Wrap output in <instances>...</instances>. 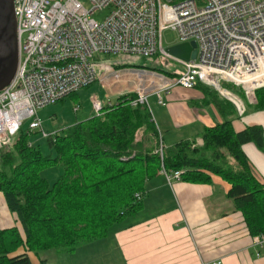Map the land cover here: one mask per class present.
I'll use <instances>...</instances> for the list:
<instances>
[{"label": "trees", "instance_id": "trees-1", "mask_svg": "<svg viewBox=\"0 0 264 264\" xmlns=\"http://www.w3.org/2000/svg\"><path fill=\"white\" fill-rule=\"evenodd\" d=\"M148 60L151 65L143 67L125 57H113L110 63L115 70L146 69L174 77L159 68L158 58ZM197 87L212 94L208 87ZM224 87L245 100L241 89ZM254 95L251 107L264 111V87ZM136 97L120 96L100 116L48 136V155L29 142V128H21L11 148L0 153V192L24 233L23 238L16 227L0 229V264H33L29 253H73L78 246L131 227L127 221L143 210L147 182L162 170L167 175L180 172L179 181L187 184L208 185L211 175L220 178L230 186L227 199L241 213L248 233H264V184L252 174L242 150L250 143L264 149L262 128L247 126L236 132L230 118L235 106L212 98L223 122L205 129L200 141L163 147L161 159L156 153L161 138L149 108L129 104ZM47 168L61 170L51 185L41 176ZM21 248L24 253H18Z\"/></svg>", "mask_w": 264, "mask_h": 264}, {"label": "built area", "instance_id": "built-area-1", "mask_svg": "<svg viewBox=\"0 0 264 264\" xmlns=\"http://www.w3.org/2000/svg\"><path fill=\"white\" fill-rule=\"evenodd\" d=\"M13 4L18 63L9 85L0 90V153L11 148L24 122L43 133L39 110L125 72L110 62H97L99 56L158 58L178 65L181 69L170 72L172 78L146 69L132 73L152 76L147 87L155 90L163 82L185 90L205 85L240 114L245 111L243 102L222 84L242 88L247 96L264 87V0H13ZM103 10L109 11L104 20L92 18ZM168 30L177 34L178 44L195 43L194 59L183 61L166 52L162 36ZM91 102L100 116L104 106L95 98ZM129 104L148 107L147 94L140 92ZM156 153L162 159L161 140ZM160 173L168 181L180 178V172ZM254 244L256 256H262L264 233L254 238Z\"/></svg>", "mask_w": 264, "mask_h": 264}, {"label": "crops", "instance_id": "crops-1", "mask_svg": "<svg viewBox=\"0 0 264 264\" xmlns=\"http://www.w3.org/2000/svg\"><path fill=\"white\" fill-rule=\"evenodd\" d=\"M127 75L135 76L132 71L121 73V76ZM138 76L143 78L142 83L146 87L152 79L148 74ZM175 89L178 87H169L167 82H163L157 90L147 87L136 88L137 92H132L136 95L145 92L147 102L149 97L156 98L157 108L150 113L164 148L184 141H200L205 129L224 120L213 99H225L211 88L209 91L212 94H209L196 86L192 90L181 92L180 97L173 94ZM157 95L162 98L164 106L158 104ZM244 104L245 111L242 114L235 107V118L232 120L234 130L238 132L247 126H260L264 138V111L253 112L247 117L245 114L248 107L255 104V100ZM109 105L111 104L106 106ZM83 115L86 116L87 113ZM91 117L93 116L90 115L88 119ZM242 150L249 161L252 174L264 184V149L260 150L250 143L244 145ZM229 190L230 186L226 182L213 175L208 185L187 184L173 179L168 181L159 172L147 182L143 199V210L148 208L150 213L132 220L131 227L115 231L108 237L111 236L112 245L123 264H264V254L256 256V236L248 233L241 213L227 199ZM12 227H16L24 238L16 214L8 210L0 192V229ZM108 237L100 241H105ZM93 243L83 245L81 251ZM84 251L87 250L82 253ZM18 253H24V249H19ZM28 256L33 264L39 262L32 253Z\"/></svg>", "mask_w": 264, "mask_h": 264}, {"label": "rangeland", "instance_id": "rangeland-1", "mask_svg": "<svg viewBox=\"0 0 264 264\" xmlns=\"http://www.w3.org/2000/svg\"><path fill=\"white\" fill-rule=\"evenodd\" d=\"M179 1V0H177ZM82 4L89 8V4L85 1H82ZM109 11L103 10L101 12L94 13L92 18L98 22L104 20ZM163 47L167 49L179 43L177 34L173 31H165L163 33ZM113 57L108 56H99L97 58V62L108 64ZM135 66H149L151 65L150 60L144 58H134L132 59ZM159 64V68L165 69L168 72H174L175 70L181 69L180 66L175 64H170L163 60L156 61ZM136 69H126L125 71H135ZM138 70V69H137ZM103 71H99L100 76L103 74ZM163 80V79H162ZM143 78L141 76L127 75V77L121 76L119 78H107L103 81V84L96 82L95 84L80 90L79 92L65 98L64 100L57 102L56 104L45 107L40 110L37 115L41 122V128L43 133L47 136L54 134H61L67 128L75 125L78 122L85 121L88 119L90 115L94 116L96 113L93 110L91 99L95 98L103 106L108 104H116L118 95H125L132 92H137V89H145L147 88L143 85ZM262 81V80H261ZM264 82V80H263ZM222 87L224 85L222 84ZM245 100H241L243 104L246 101L255 100V92L248 91V96L242 88ZM183 91H186L180 87L175 89L174 93L177 97L182 96ZM148 108L150 112H152L156 107V98H148ZM79 108L77 112H75V108ZM245 107V104H244ZM256 112L251 107H248V110L245 114L247 117H250L253 113ZM87 113L86 116L83 114ZM244 116V117H245ZM231 120L235 118V115H232ZM222 122V121H221ZM29 122H24L23 129L28 128ZM43 133L33 130L32 135L29 138V142L32 145L39 146L43 155H48L49 150L47 148L46 137L43 136ZM52 133V134H50ZM140 135L138 136V138ZM199 141V140H198ZM159 147V145H158ZM61 175V170L59 168H47L41 172V176L45 178L49 184L51 185L57 178ZM152 201V200H151ZM155 210V209H154ZM153 210V211H154ZM150 213V210L144 209L137 216L130 218L127 222H131L132 220L140 219L143 216H146ZM83 246H78L77 249L73 253H64L62 251L50 250L41 252L36 257L39 260L45 261L47 264L53 263H61V264H123L120 255L117 250L112 245L111 236L108 237L105 241H96L93 245L84 247L87 249H82ZM83 250H87L84 251ZM33 257H35L33 255Z\"/></svg>", "mask_w": 264, "mask_h": 264}, {"label": "water", "instance_id": "water-1", "mask_svg": "<svg viewBox=\"0 0 264 264\" xmlns=\"http://www.w3.org/2000/svg\"><path fill=\"white\" fill-rule=\"evenodd\" d=\"M166 52L188 61L196 56L195 43L177 44ZM18 63V45L13 0H0V90L11 82Z\"/></svg>", "mask_w": 264, "mask_h": 264}, {"label": "bare ground", "instance_id": "bare-ground-1", "mask_svg": "<svg viewBox=\"0 0 264 264\" xmlns=\"http://www.w3.org/2000/svg\"><path fill=\"white\" fill-rule=\"evenodd\" d=\"M260 81V76H259V78L257 79V81H255V82H259Z\"/></svg>", "mask_w": 264, "mask_h": 264}]
</instances>
